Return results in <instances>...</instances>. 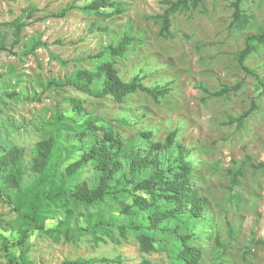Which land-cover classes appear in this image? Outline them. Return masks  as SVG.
Listing matches in <instances>:
<instances>
[{"label":"rangeland","instance_id":"rangeland-1","mask_svg":"<svg viewBox=\"0 0 264 264\" xmlns=\"http://www.w3.org/2000/svg\"><path fill=\"white\" fill-rule=\"evenodd\" d=\"M87 1L0 0V24L18 18L26 23L13 53L0 50V149L11 140L25 148L29 160L35 143L51 131L48 121L57 112L78 121L99 116L124 142L143 130H152L154 139L163 140L177 129L179 140L193 149L194 185L210 201L209 219L197 226L192 240L204 251L202 264L221 259L232 264H264V244L260 243L264 239V170L251 165L254 159L264 161V95L257 90V78L238 62L247 35L264 31V0H244L243 8L251 22L243 27L231 25L234 0H203L199 8L173 15V35L169 38L160 36L161 24L151 18L162 13L169 0H121L125 12L110 20H101L78 8L69 10L65 17L53 16L70 5ZM94 23L108 30H99ZM1 27L10 44L12 28ZM125 33L135 35L137 41L125 57L116 58L121 76L129 80L139 74L148 86L171 82L172 89L166 97L155 101L137 92L119 103L111 96L96 98L64 85L75 68H92L89 55L100 52L111 41L117 43ZM37 38L46 41L48 47L33 51L31 44ZM246 64L264 78V43L257 44ZM51 80L62 86L51 87ZM237 82L242 83L241 89L223 96H210L201 87L216 91ZM73 97L83 101L84 111L74 110L70 101ZM254 99L259 108L244 126L228 123L231 117L249 109ZM60 138L69 145L80 143L75 133H63ZM230 169H241L236 172L237 184L233 183ZM83 176L89 179L92 172ZM110 211L109 205H79L73 224L85 225L82 212ZM65 214L59 210L47 226L55 227ZM16 217L11 206L0 201V246L2 236L16 239ZM115 236L113 240L105 237L104 241H96L83 235L68 241L36 231L27 240L28 256L34 264L104 256L121 257V263L112 264H139L145 257L171 264L163 250L141 252L132 233L126 238L117 232Z\"/></svg>","mask_w":264,"mask_h":264},{"label":"trees","instance_id":"trees-1","mask_svg":"<svg viewBox=\"0 0 264 264\" xmlns=\"http://www.w3.org/2000/svg\"><path fill=\"white\" fill-rule=\"evenodd\" d=\"M243 2L234 0L231 4L232 26L243 27L251 22ZM167 4L162 13L151 16L160 22L159 34L164 38L173 35L172 17L176 12L197 9L203 0H169ZM73 8L101 20H110L126 10L121 0H89L82 5H70L53 16L65 17ZM1 26L12 28L10 44L8 34L1 30ZM25 26V21L19 18L0 24V50L13 53ZM94 26L102 31L108 30L107 26L99 23H94ZM135 41L137 37L130 33H125L117 43L111 41L103 50L87 57L92 68H75L64 85L96 98L111 96L119 103L137 92L160 101L170 93L171 82L148 86L144 76L137 74L125 80L119 72L116 58L125 57ZM263 43L264 31L249 34L244 48L238 53L240 66L257 78L260 95H264V78L251 69L246 60L257 50V44ZM40 47L46 48L48 43L37 38L31 48L35 51ZM50 86L62 85L51 80ZM201 87L210 96H223L240 90L242 83L225 85L216 91H210L204 85ZM70 101L74 110L81 112L86 109L82 100L73 97ZM258 108L254 99L249 109L231 117L228 123L242 127ZM48 124L51 131L35 143L29 160L25 148L11 140L0 149V201L9 204L17 215L14 220L17 223L16 239L12 241L2 236L0 264H34L28 256L27 240L36 231L64 237L68 241L78 240L83 235H90L96 241H104L105 237L113 240L116 232L123 238L132 233L143 253L163 250L171 264H202L204 251L192 240L197 235V226L209 219L210 201L194 185L193 149L179 140L177 129L171 130L163 140L154 139V131L143 130L134 139L124 142L115 130L105 126L99 116L90 115L78 121L71 115L57 112ZM63 133L77 134L80 143L69 145L60 138ZM77 153H80L79 157L67 164ZM251 165L264 170V161L254 159ZM88 171L92 172L89 179L83 176ZM229 171L233 183L237 184L236 172L241 169ZM79 205H109L112 211L82 212L80 215L85 225L80 226L73 224ZM59 210L66 212L65 217L55 227H48L47 221L56 218ZM260 243L264 244V239ZM13 247L18 249L14 251ZM121 262V257L104 256L65 259L60 264ZM139 264L161 263L145 257ZM212 264L232 263L221 259Z\"/></svg>","mask_w":264,"mask_h":264}]
</instances>
